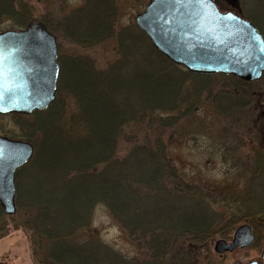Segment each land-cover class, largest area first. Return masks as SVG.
Listing matches in <instances>:
<instances>
[{"label": "trees", "instance_id": "1", "mask_svg": "<svg viewBox=\"0 0 264 264\" xmlns=\"http://www.w3.org/2000/svg\"><path fill=\"white\" fill-rule=\"evenodd\" d=\"M253 1L255 16L264 26V0ZM112 2L95 1L105 21L96 20L97 27L87 28L82 42L93 46L115 39L117 58L105 69L88 58L77 57L72 63L70 59L61 67L60 87L47 110L11 115L35 153L15 178L19 187L25 172L28 201L19 203L18 194L22 208L14 216H6L0 206V221L10 218L13 225L31 231L36 264H194L195 251L212 235L227 236L245 217L264 220V206L256 198L264 148L257 144L252 156L253 184L235 202L220 200L229 213L215 215L210 200L173 168L167 140L175 136L177 126L193 122L203 91L207 99L215 96L209 101L217 112L231 115L246 109L239 97L252 101L262 93L255 89L264 86V74L253 82L224 76L236 81L238 88L216 91L213 80L218 75H196L174 64L138 28L117 34ZM31 10L23 0H0V22L11 17L23 23ZM255 25L263 33L260 24ZM191 79L198 80L196 88L188 87ZM225 99L229 102L223 106L219 102ZM121 144L127 145L123 155ZM229 201L237 206L229 208ZM182 203L188 207H179ZM97 205L108 208L113 220L146 251V260H128L96 239L75 242L74 235L91 225ZM6 233L7 226L2 225L0 237Z\"/></svg>", "mask_w": 264, "mask_h": 264}, {"label": "rangeland", "instance_id": "2", "mask_svg": "<svg viewBox=\"0 0 264 264\" xmlns=\"http://www.w3.org/2000/svg\"><path fill=\"white\" fill-rule=\"evenodd\" d=\"M95 1L89 3V0H23V3L25 2L32 9L31 15H29L30 19L18 24L11 17H3L0 22V32L22 30L29 23L40 22L56 37L61 67H66L70 59L72 63L75 59L77 61V57H83L94 62L98 69H105L109 63L117 58V49H119L117 41L107 39L93 46H87V43L82 42L85 41V35L88 34L87 28L97 27L96 20H104L102 18L104 16L103 10L96 7ZM103 1L110 2V0ZM112 1L116 33L119 34L125 29L131 31L132 28H138L135 17L144 10L149 0H146L145 3L142 0ZM218 2L222 8L233 9L244 18L251 20L254 25L260 24L262 27L260 25L259 27L264 33V26L261 20L257 19L258 17L255 16L253 10L256 2L253 0H218ZM17 9L20 12L24 11L20 6H17ZM138 30L140 29L138 28ZM71 37L78 39V43L72 42L74 39ZM212 75H218L213 80L216 91H233L238 88L236 81L231 78H224V76H229ZM189 83L188 87L193 85L196 88L198 80L191 79ZM59 87L58 81V89ZM255 90L257 92L260 90L262 93L255 95L252 101L248 97H239L243 102V108L246 109L233 112L227 116L217 112L214 104L209 101L211 98L213 100L215 96L211 98L208 96L207 99L204 95L207 93L203 91V99L195 106L193 122L189 123L185 120L186 122L175 128L176 132L172 140H167V154L173 168L181 178L198 187L204 197L210 200L212 205L210 211L215 215L229 213L226 212L227 208L220 204V200L227 197L235 202L242 191H246L250 183V185L253 184V181H250L251 164H255H253L252 156L256 153L257 144H262L264 148V86L262 85ZM235 92L237 93V91ZM228 102L229 100L225 99L219 103L225 106L228 105ZM11 115L13 114L0 115V136L30 142L20 136L22 135L21 129L16 125ZM31 144L34 146L33 143ZM121 145L120 149H122L119 153L123 155L127 145ZM16 190H19L18 193L16 192L17 213L18 209L22 208L19 203L24 204L30 196L27 193L28 183L25 172H21L19 187H16ZM256 192L259 204L264 206V172L263 176L257 180ZM18 194L21 200L19 203L17 201ZM233 201H229V208L237 206V203L233 204ZM185 206L188 207L184 203L179 205L182 208ZM208 214L211 215L209 212ZM213 219L216 220L217 218L214 217ZM243 224L251 226L255 234V239L250 246L236 248L232 252L225 253L214 251L215 243L218 240L223 239L231 242L235 230ZM2 225L7 226V233L0 237V264H36L32 257L31 231L22 224L13 225L10 218L0 221V227ZM74 239L75 242L96 239L119 252L128 260H146L148 258L146 251L140 249L128 233L121 229L104 205L95 207L91 225L87 229L77 232ZM263 248L264 220L262 216L245 217L235 225L227 236L220 232L212 235L204 247L202 246L195 251L194 264H249L251 261H261ZM44 252L40 254V258L45 255L46 252Z\"/></svg>", "mask_w": 264, "mask_h": 264}, {"label": "water", "instance_id": "3", "mask_svg": "<svg viewBox=\"0 0 264 264\" xmlns=\"http://www.w3.org/2000/svg\"><path fill=\"white\" fill-rule=\"evenodd\" d=\"M135 22L161 55L193 74L234 75L247 82L264 74L263 34L250 20L222 8L218 0L203 6L195 0H149ZM0 51L4 57L0 115L48 109L60 76L56 37L42 23H29L22 30L0 32ZM33 155L30 142L0 136V205L6 215L16 213V172ZM254 238L251 227L243 224L231 242L218 240L214 251L248 247ZM261 259L264 264V249Z\"/></svg>", "mask_w": 264, "mask_h": 264}, {"label": "snow or ice", "instance_id": "4", "mask_svg": "<svg viewBox=\"0 0 264 264\" xmlns=\"http://www.w3.org/2000/svg\"><path fill=\"white\" fill-rule=\"evenodd\" d=\"M195 2L201 6L206 5L207 3H209V0H195ZM3 52L0 51V65H2V61H3ZM0 76H2V71H0Z\"/></svg>", "mask_w": 264, "mask_h": 264}, {"label": "flooded vegetation", "instance_id": "5", "mask_svg": "<svg viewBox=\"0 0 264 264\" xmlns=\"http://www.w3.org/2000/svg\"><path fill=\"white\" fill-rule=\"evenodd\" d=\"M255 235V234H254Z\"/></svg>", "mask_w": 264, "mask_h": 264}]
</instances>
